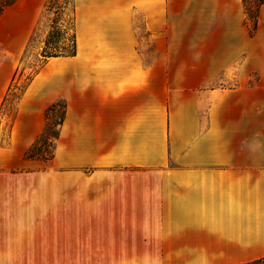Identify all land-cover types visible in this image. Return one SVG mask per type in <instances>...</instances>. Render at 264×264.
Returning a JSON list of instances; mask_svg holds the SVG:
<instances>
[{
	"label": "crops",
	"instance_id": "1",
	"mask_svg": "<svg viewBox=\"0 0 264 264\" xmlns=\"http://www.w3.org/2000/svg\"><path fill=\"white\" fill-rule=\"evenodd\" d=\"M43 1L0 14V105ZM73 4L75 53L21 88L0 142V264L63 260V244L127 264L264 256V3L247 46L209 31L166 62L164 0ZM221 75L235 83L205 86ZM58 99L53 156L26 158Z\"/></svg>",
	"mask_w": 264,
	"mask_h": 264
},
{
	"label": "rangeland",
	"instance_id": "2",
	"mask_svg": "<svg viewBox=\"0 0 264 264\" xmlns=\"http://www.w3.org/2000/svg\"><path fill=\"white\" fill-rule=\"evenodd\" d=\"M73 17V0L43 1L32 34L21 54L19 68L15 71L17 75H15L14 85L0 105V142L6 140L13 109L19 97L18 93L31 74L38 69L43 59L41 49L49 33L53 37L48 42L49 48L46 51L59 50L63 45H69L73 31ZM243 18L241 0H164L165 62L172 57L176 60H186L187 54L190 51L193 52L197 44H201L202 34L209 31L218 34L220 30H227L229 38H234L236 44L247 46L251 42L243 40L248 30ZM258 27L260 31H264V5L260 10ZM200 49L203 50L201 47L198 48ZM219 77L223 81L216 78L205 86H231L235 83L233 76L226 79L222 75ZM14 87L17 89L14 90ZM61 107L60 100L55 107V115L59 114ZM52 120H56V117L54 116ZM53 129H56L55 125ZM43 140H45L44 143ZM52 149L53 139L48 140L44 136L32 151L36 155H48ZM80 255L84 254H76L70 245L66 251V246L63 244V260H37L35 264H127L128 262L107 259L106 253H101L100 259L80 258L78 257Z\"/></svg>",
	"mask_w": 264,
	"mask_h": 264
},
{
	"label": "trees",
	"instance_id": "3",
	"mask_svg": "<svg viewBox=\"0 0 264 264\" xmlns=\"http://www.w3.org/2000/svg\"><path fill=\"white\" fill-rule=\"evenodd\" d=\"M15 0H0V14L3 11V9L12 4ZM243 1V7L245 12V24L247 25V28L249 30V33H252L257 25V17H258V11L259 7L264 3V0H242ZM253 5V6H252ZM52 32V31H51ZM59 36V34H57ZM53 35H48V39L44 42V47L41 49V55L43 59L40 62V66L45 62V60L50 56H59V55H73L75 53V34H74V25H73V31L71 33L70 37V44L69 45H63L60 47L59 50H53V51H46L48 47V42H50ZM53 48H56L53 46ZM34 71L31 76L28 78L27 82L23 84L22 88L26 86V84L31 79L32 75L38 71ZM62 102V107L59 112V114H54L56 105L59 104V101ZM63 114H64V102L62 99H58L55 102L51 103L46 109H45V122L42 131L37 136L35 141L24 151V156L26 158H37L42 160H47L53 156L54 151V140L58 136V128L60 123L63 120ZM56 117V120H52L53 117ZM56 126V129H53V126ZM46 136V139L50 140L53 139V149L50 154L48 155H36L33 153V149L36 147V145L39 143V141L42 139V137ZM45 140H43V143ZM235 264H264V256L258 257L253 260L241 262V263H235Z\"/></svg>",
	"mask_w": 264,
	"mask_h": 264
}]
</instances>
